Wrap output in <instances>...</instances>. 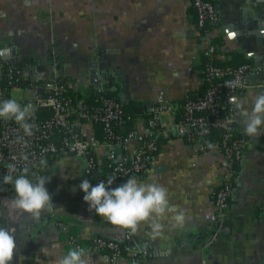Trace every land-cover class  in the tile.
I'll list each match as a JSON object with an SVG mask.
<instances>
[{
  "label": "crops",
  "instance_id": "0c3cea01",
  "mask_svg": "<svg viewBox=\"0 0 264 264\" xmlns=\"http://www.w3.org/2000/svg\"><path fill=\"white\" fill-rule=\"evenodd\" d=\"M211 1L218 18L200 35L190 0H0L4 55L0 74L14 59L31 83L51 80L46 78L53 71L57 74L53 80H61L77 94L102 91L116 94L119 103L148 105L163 90L174 107L173 112L160 114V123L170 133L160 137L153 165L116 185L135 177L167 189L170 210L159 219L162 234L149 236L148 223L130 233L140 246L146 243L147 249L165 255L148 259L124 255L112 263L108 253L87 249L89 264H264V127L258 138L246 136L239 114L251 111L254 98L264 93V85L255 86L258 75L249 74V85L238 89L232 99L235 132L245 145L221 223L224 229L218 226L213 203L222 173L220 153H196L184 136L172 131L184 96L196 94L203 84L202 52L208 44L215 45L218 60L238 56L252 63L264 61V0ZM95 66L97 74L92 75ZM260 76L258 80L264 78ZM38 87L15 84L8 98L23 103L42 95ZM78 101L69 123L81 137L94 139L92 122L84 110L79 114ZM134 126L140 131L144 118L136 116ZM135 145L132 141L114 147L116 158L131 155ZM108 149L98 141L89 155L100 163ZM71 152L50 155L40 175L48 181L51 212L39 219L10 216L7 203L15 193L0 195V227L13 229L17 242L11 264H57L75 241L86 244L98 235L122 238L125 231L89 211L79 185L85 179L92 184V178L84 171L85 158ZM178 212H183V226L174 220Z\"/></svg>",
  "mask_w": 264,
  "mask_h": 264
},
{
  "label": "built area",
  "instance_id": "2783aa9c",
  "mask_svg": "<svg viewBox=\"0 0 264 264\" xmlns=\"http://www.w3.org/2000/svg\"><path fill=\"white\" fill-rule=\"evenodd\" d=\"M190 2L199 29L217 20L219 11L214 2L211 0H190ZM215 53L214 44H208L203 50L202 54L206 58L203 66V82L206 86L201 94L184 96L182 103L184 115L174 121L173 128L177 134L184 136L196 153L209 150L220 153L222 173L213 203L216 208V219L221 224L226 217L228 198L235 179L234 164L239 161L245 145L243 137L233 136L235 118L232 99L238 89L249 85L248 75L252 72V65L241 63L237 66H220L212 62ZM7 77V83L10 84L12 79L10 72ZM29 84L42 87L45 96L36 95L33 99L20 103L22 106L32 104L35 110L33 118L28 121L34 126L32 136H25L14 120L0 119V179L7 173L9 163H15L18 170L28 167L35 177L40 176L45 166L40 163L41 160L47 162L50 155L70 149L76 155L85 158L84 171L91 176L93 186L100 182L107 183V179L112 177L114 180L110 187L115 188L120 180L145 173L156 160L160 137L168 136L170 133V128L162 125L159 118L162 112L174 111L173 105L165 98L163 90H159L153 102L145 108L146 118L140 131L114 132L113 123L120 119L121 105L118 101L103 97L102 105L94 112L90 113L86 110L84 112L88 119L103 125L102 142L109 148L106 154L107 170L104 174H100L98 163L89 155L90 148L98 143L95 138L85 139L70 130H66V136L59 143L53 138L55 130L68 128L74 104L68 86L53 79L41 85L31 82ZM6 99H9L8 87L4 86L0 88V100ZM78 102L81 105V101ZM41 108L48 109L49 115L41 116L38 112ZM212 128L222 129L223 135L219 142L208 144L203 139H194L195 135H207ZM18 136L24 137L27 141L26 145L15 143ZM132 141L136 143L133 153L117 159L114 147ZM24 154L27 155V160L21 159ZM17 174L19 171L15 175ZM73 245L85 250H106L112 263L118 262L124 255L143 259L165 255L162 251L142 248L130 232L126 231L119 239L98 235L92 237L86 244L75 241Z\"/></svg>",
  "mask_w": 264,
  "mask_h": 264
},
{
  "label": "clouds",
  "instance_id": "9594fccd",
  "mask_svg": "<svg viewBox=\"0 0 264 264\" xmlns=\"http://www.w3.org/2000/svg\"><path fill=\"white\" fill-rule=\"evenodd\" d=\"M34 111L32 104L22 106L15 99L0 101V119L14 120L28 137L33 135L34 126L28 121L33 118ZM239 114L243 133L258 138L264 127V93L254 98L251 111L241 110ZM15 143L26 145L27 141L18 136ZM21 159L27 160V155H22ZM40 163L46 165L47 162L41 160ZM18 171L19 174L15 175ZM28 174V167L18 170L15 163L7 165L2 182L12 185L15 193L7 207L10 216L26 214L39 219L43 213L53 210L52 197L45 187L48 182L45 177L37 176L33 180ZM113 180L109 177L107 183L100 182L95 186L87 179L80 183L79 189L84 193L83 200L89 205V211L94 210L110 225L131 234H135L142 223H148L151 229L148 235L159 237L163 228L159 219L170 210L167 189L157 183L140 182L135 177L111 188ZM174 220L177 225L183 226V212H178ZM16 249L14 230L0 227V264H11ZM57 264H89V257L84 248L74 247L58 258Z\"/></svg>",
  "mask_w": 264,
  "mask_h": 264
},
{
  "label": "trees",
  "instance_id": "16d2710c",
  "mask_svg": "<svg viewBox=\"0 0 264 264\" xmlns=\"http://www.w3.org/2000/svg\"><path fill=\"white\" fill-rule=\"evenodd\" d=\"M209 26H210V23H207L202 29H200V31H199L200 35H204V33L206 32V29H208ZM205 62H206V58L202 54V67L204 66ZM212 62L217 64V65H220V66H227V65L237 66L241 63H249L252 65V62L250 60H248L246 58H241L238 56H234L233 58H231L228 61L227 60L226 61L218 60L214 57L212 59ZM9 72L12 75V79H11L10 84L7 83V79H8L7 75ZM57 81H61V80H57ZM30 82H31V80L29 79V76L23 74L22 68L20 66L8 65V66H3L1 69L0 88L7 86L8 90H9V88L15 84L26 85ZM32 83L34 84L35 81H32ZM205 86H206L205 82H203V84H202L201 88L198 90L197 94H201L204 91ZM69 94L73 97L74 103L77 100L81 101V105H80V108L78 111L79 114L82 113L81 112L82 110H84V111L86 110L87 112L89 111L90 113L94 112L97 108H99L102 105V98L103 97L104 98L105 97L111 98L114 101H119V97L116 94L106 93V92H102V91L100 93L90 92L88 94L81 95V94H77V93L69 90ZM120 105H121L120 110H119L120 111V119L113 123L114 132L118 133V132H128L130 130H135V126H134L135 117L136 116H142L144 119L146 118V115L144 113V110L147 107L146 103L129 104V103L123 102V103H120ZM38 111H39L40 115H42V116L49 115L48 109L41 108ZM183 115H184V111H183L182 106H180L177 108V110L175 112V119L174 120L177 121V120L181 119L183 117ZM69 120H70V118H69ZM91 122H92V125H93L94 130H95L94 138L97 141H100V142L103 141V136H104L103 125L98 121H91ZM66 130H70L72 132L74 131V129L70 125V123H68L67 129L55 130L53 138H54L56 143H59L60 140H62L64 138V136H66V134H67ZM222 135H223L222 129L212 128L210 133H208L207 135H203V136H196L195 135L194 139H203L208 144H212V143L219 142ZM233 136L242 137L235 132V129L233 131ZM61 152H58V153H61ZM238 162L234 164L235 178L238 176ZM98 166H99L98 172L100 174H104L107 170L106 156L102 157V160L100 163H98ZM28 175H29L30 179L34 180L35 176H34V173L32 172L31 169H29ZM234 186H235V179L233 181L232 189ZM8 191L14 192L13 186L10 184H4L2 182V179H0V195L6 193ZM232 191H231V194L228 198V204L232 198L231 197ZM102 251L108 253V251H106V250H102ZM149 258H151V257H149Z\"/></svg>",
  "mask_w": 264,
  "mask_h": 264
},
{
  "label": "water",
  "instance_id": "95a60500",
  "mask_svg": "<svg viewBox=\"0 0 264 264\" xmlns=\"http://www.w3.org/2000/svg\"><path fill=\"white\" fill-rule=\"evenodd\" d=\"M3 57H4V55H3V53L0 51V63L1 64H4L3 63ZM10 63L12 64V65H14V59H10ZM27 65H30V63L29 64H27ZM90 72L92 73V75H96L97 74V66H95L94 68H91L90 69ZM251 73H255V74H257L258 76L256 77L257 78V81L255 82V86L256 87H259V88H261L263 85H264V78L262 79L261 78V80H258V77L260 76V77H262V76H264V61H262V63H258V62H253L252 63V72ZM55 76H57V74L56 73H54L53 71H49V73H48V77L46 78V79H53ZM252 77V76H251ZM249 80H252V79H249ZM39 82H40V80H38ZM38 92L39 93H41L42 94V96H45L44 95V93H42L43 92V88L42 87H38ZM172 131H174V129H172ZM71 153H73L74 154V151H72ZM34 180H35V178H34ZM226 219H228V217L226 218ZM218 226L219 227H221L222 229H224V227H225V225H222V224H220L219 222H218ZM141 247L142 248H148V245L146 244V243H143L142 245H141Z\"/></svg>",
  "mask_w": 264,
  "mask_h": 264
},
{
  "label": "rangeland",
  "instance_id": "374dc122",
  "mask_svg": "<svg viewBox=\"0 0 264 264\" xmlns=\"http://www.w3.org/2000/svg\"><path fill=\"white\" fill-rule=\"evenodd\" d=\"M163 113H166V112H162V114H163Z\"/></svg>",
  "mask_w": 264,
  "mask_h": 264
}]
</instances>
